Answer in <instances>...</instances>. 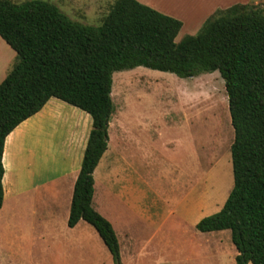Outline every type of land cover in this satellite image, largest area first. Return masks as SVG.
<instances>
[{"label": "trees", "instance_id": "obj_1", "mask_svg": "<svg viewBox=\"0 0 264 264\" xmlns=\"http://www.w3.org/2000/svg\"><path fill=\"white\" fill-rule=\"evenodd\" d=\"M182 23L138 3L116 0L101 25L71 20L39 0H0V38L16 54L0 83V208L6 137L51 99L90 116L92 126L73 188L68 227L92 226L120 264L108 221L92 207L93 173L107 149L114 113L112 75L143 67L192 79L218 72L224 81L233 142V187L201 233L229 230L235 264H264V9L237 4L217 10L194 36L176 38Z\"/></svg>", "mask_w": 264, "mask_h": 264}, {"label": "rangeland", "instance_id": "obj_2", "mask_svg": "<svg viewBox=\"0 0 264 264\" xmlns=\"http://www.w3.org/2000/svg\"><path fill=\"white\" fill-rule=\"evenodd\" d=\"M10 1L19 4L30 0ZM39 1L56 6L73 21L97 27L116 0ZM257 6L264 9V0ZM185 36L194 35L180 31L176 42ZM15 62L16 54L0 38V83ZM111 100L114 107L108 127L111 145L113 135L121 127L133 131L132 167L121 163L119 182L115 184L123 203L147 210L200 208L201 214L209 216L221 210L233 187L230 147L234 135L224 81L219 73L180 79L143 67L115 72ZM61 105L64 110L54 120L38 123L32 120L29 129L23 127L18 132L12 162L13 177L19 189L29 190L33 185L37 188L60 175L65 167L62 154L72 143L71 129L84 117L88 118L91 128L92 120L86 113L68 104ZM163 114L167 117H162ZM12 141L13 138H9L7 142L8 172H11L8 158ZM29 150L31 157L27 155ZM28 159L32 161L30 170L26 168ZM102 172L98 167L93 175L92 207L112 220L116 207L106 200L101 205L96 195L107 177V173ZM185 193L189 196L183 200ZM9 206L7 202L6 207ZM50 256V264H61V256L54 253Z\"/></svg>", "mask_w": 264, "mask_h": 264}, {"label": "crops", "instance_id": "obj_3", "mask_svg": "<svg viewBox=\"0 0 264 264\" xmlns=\"http://www.w3.org/2000/svg\"><path fill=\"white\" fill-rule=\"evenodd\" d=\"M136 1L180 21V31L190 35H196L204 22L217 10H225L237 4L257 5L260 2ZM61 102L51 98L37 114L21 123L5 139L2 157L4 197L0 208V264H50L52 253L63 258L61 264H114L110 252L92 226L84 221L78 222L73 228H69L67 224L74 184L91 130L87 117L81 118L79 123L70 128L72 143L62 154L65 167L60 175L42 182L37 188L33 185L29 190L19 189L13 177L12 157L15 141L19 140L18 132L23 127L29 129L28 124L32 120H36V123L46 122L60 116L64 110L61 105L64 102ZM161 116L167 117L164 114ZM131 132V128L121 127L113 135L112 145L108 135L107 149L96 167L107 173L104 182L102 180L104 185L96 190V195L100 198L101 205L106 200L116 207L114 219L111 220L100 210L93 209L110 223L115 233L120 264H235L237 251L229 230L201 233L196 229L202 219L209 217L208 214H201L200 208L147 210L129 202L123 203L121 194L115 190V184L119 182V165L122 163L128 168L132 167L131 161L135 158L130 144ZM9 138H13L11 156L8 158L11 172L7 171L5 162ZM27 155L31 157L32 152L29 150ZM31 163L28 159L27 170H30ZM109 167H112L111 171L108 170ZM123 172L125 174L126 170ZM188 194H183L182 199H188ZM7 202L9 207H6Z\"/></svg>", "mask_w": 264, "mask_h": 264}]
</instances>
